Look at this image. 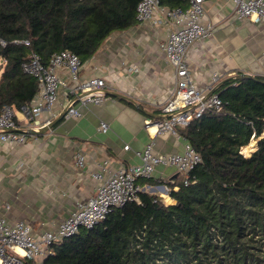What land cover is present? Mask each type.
I'll return each instance as SVG.
<instances>
[{
    "label": "trees",
    "instance_id": "obj_1",
    "mask_svg": "<svg viewBox=\"0 0 264 264\" xmlns=\"http://www.w3.org/2000/svg\"><path fill=\"white\" fill-rule=\"evenodd\" d=\"M139 2L0 0V113L6 105L29 106L38 94V81L21 69L27 57L37 54L48 65L68 50L85 64L108 37L137 24ZM160 2L189 6V0ZM216 93L222 111L205 112L179 130L202 162L187 186L165 184L174 204L140 193L141 203L53 245L44 264H264L251 244L258 236L264 247V77L229 79Z\"/></svg>",
    "mask_w": 264,
    "mask_h": 264
},
{
    "label": "crops",
    "instance_id": "obj_2",
    "mask_svg": "<svg viewBox=\"0 0 264 264\" xmlns=\"http://www.w3.org/2000/svg\"><path fill=\"white\" fill-rule=\"evenodd\" d=\"M204 10L200 23L215 30L187 52L195 87L208 96L215 75L220 77L215 91L237 75L264 77V24L238 20L227 0H208ZM167 23L137 22L116 32L84 64L81 79L102 78L112 99L81 107V118L60 119L47 132L30 135L23 145L0 143V217L9 223L23 222L38 236L54 231L77 203L95 196L98 182L93 174L102 168L115 172L141 164L137 152L149 144L161 155L183 152V137L146 127L147 119H162L151 114H157L176 89V69L162 50L176 29ZM60 76L68 80L66 71ZM101 122L109 125L107 133L100 132ZM78 154L85 155L83 168L76 164ZM182 178L175 168L158 167L153 184L145 185L158 187L159 193H153L174 204L163 186Z\"/></svg>",
    "mask_w": 264,
    "mask_h": 264
},
{
    "label": "built area",
    "instance_id": "obj_3",
    "mask_svg": "<svg viewBox=\"0 0 264 264\" xmlns=\"http://www.w3.org/2000/svg\"><path fill=\"white\" fill-rule=\"evenodd\" d=\"M206 1L189 0L186 9L164 6L160 0H140L137 6V22H150L154 26L171 22L176 26L162 45V50L176 69V89L162 108L156 111L162 119L146 120V127L156 126L157 133L168 132L180 137L179 130H185L192 120L200 118L205 112L219 114L222 111L223 102L214 91L220 77H213V85L209 89L211 96L207 98L192 83L186 60L192 45L214 33L212 25L200 23ZM227 1L232 3L234 16L238 20L264 24V0ZM83 67L79 56L68 50L54 54L48 65L37 54L27 57L21 69L38 81L39 91L29 106H23L20 110L9 105L2 108L0 143L23 145L30 137V131L43 130L56 119L81 118V107L102 105L112 99L102 78L81 79ZM64 71L68 80L60 76ZM109 129L106 122H101L100 132L107 133ZM137 156L142 161L139 165L123 166L115 172L102 168L93 174L98 182L95 196L77 203L69 217L54 231L46 230L38 236L27 224L9 223L0 217V264H44V260L54 254L53 245L78 234L81 229H94L114 210L128 203H141L140 193L158 191V187L138 183L139 180H152L158 167L175 168L183 175L182 181L187 186L191 173L202 162L200 154L186 140L182 153L161 155L155 152L153 144H149L143 152H137ZM85 160V155L78 154V168L85 166ZM169 183L174 184L175 181L172 179ZM163 190L169 193L166 185Z\"/></svg>",
    "mask_w": 264,
    "mask_h": 264
},
{
    "label": "rangeland",
    "instance_id": "obj_4",
    "mask_svg": "<svg viewBox=\"0 0 264 264\" xmlns=\"http://www.w3.org/2000/svg\"><path fill=\"white\" fill-rule=\"evenodd\" d=\"M3 65V61L0 59V66ZM1 69H0V79H1ZM168 192V191H167ZM156 193H159L158 191ZM155 194V193H154ZM163 195L167 196L166 193H163ZM162 198H164V196H162ZM165 202H166V198H164ZM170 202V200H167V203ZM263 241H261L260 237H255L254 241L251 242V244L254 246V249H258L259 251H256L257 256H256V260H258L259 262L264 260V247H263Z\"/></svg>",
    "mask_w": 264,
    "mask_h": 264
},
{
    "label": "water",
    "instance_id": "obj_5",
    "mask_svg": "<svg viewBox=\"0 0 264 264\" xmlns=\"http://www.w3.org/2000/svg\"><path fill=\"white\" fill-rule=\"evenodd\" d=\"M236 79H252V80H256L257 77H255L254 75H251L249 73H244V74H241V75H237ZM215 91V90H214ZM116 96H119V97H122L121 95H116ZM211 96V93L207 96L210 97ZM142 111H144V108H140ZM145 112V111H144ZM151 114V113H150ZM152 116L154 117H159L157 114H151ZM60 119H56L49 127L43 129V130H40V131H35V130H32L30 131V134L31 135H40L41 133L43 132H47L49 129H51Z\"/></svg>",
    "mask_w": 264,
    "mask_h": 264
}]
</instances>
